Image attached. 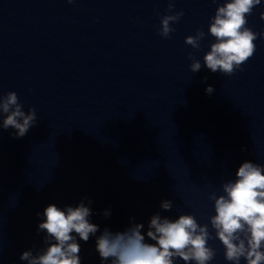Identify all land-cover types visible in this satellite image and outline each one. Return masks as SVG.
<instances>
[{
  "label": "clouds",
  "instance_id": "clouds-1",
  "mask_svg": "<svg viewBox=\"0 0 264 264\" xmlns=\"http://www.w3.org/2000/svg\"><path fill=\"white\" fill-rule=\"evenodd\" d=\"M73 3L74 0H67ZM177 0H167L165 15L160 17L158 34L167 39L175 30L172 25L183 17V10L177 11ZM217 2V0H213ZM262 6V0H224L210 18L207 35L214 38L209 50L203 55V65L211 72L233 75L255 54L259 38L264 33H256L248 27V17L253 10ZM260 18L264 20V12ZM206 33L197 29L184 43L200 50ZM190 71L197 73L202 63L189 53ZM212 94L209 85L205 89ZM35 108L24 110L14 91L6 95L0 93V130L12 128L13 138L27 135L37 123ZM246 150V149H242ZM221 194L211 191L208 199L213 202L214 215L208 224L198 223L194 214H180L172 219L153 214L143 231V223L130 225L123 231L113 232L90 222L92 209L83 200L78 206L61 209L49 204L43 211V221L37 226V233H46L43 246L24 251L19 259L27 264H81V245L95 237V250L102 264H211L216 257V249L209 244L218 239L224 248V258L230 264H264V165L245 161L235 172V179L220 185ZM92 201H88L90 205ZM160 208L165 212L173 209V201L162 200ZM39 216L40 213H37ZM103 215L110 217V210ZM211 229V230H210ZM100 232L99 235L97 233ZM3 247L0 245V257Z\"/></svg>",
  "mask_w": 264,
  "mask_h": 264
}]
</instances>
